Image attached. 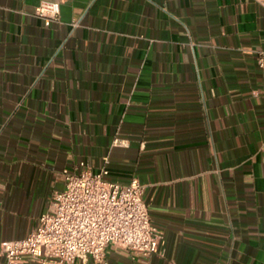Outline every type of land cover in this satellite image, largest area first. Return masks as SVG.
Returning a JSON list of instances; mask_svg holds the SVG:
<instances>
[{
  "label": "crops",
  "instance_id": "1",
  "mask_svg": "<svg viewBox=\"0 0 264 264\" xmlns=\"http://www.w3.org/2000/svg\"><path fill=\"white\" fill-rule=\"evenodd\" d=\"M44 1L0 0V264L82 160L137 178L163 234V254L109 244L106 264H264V8L58 0L44 26Z\"/></svg>",
  "mask_w": 264,
  "mask_h": 264
},
{
  "label": "built area",
  "instance_id": "2",
  "mask_svg": "<svg viewBox=\"0 0 264 264\" xmlns=\"http://www.w3.org/2000/svg\"><path fill=\"white\" fill-rule=\"evenodd\" d=\"M253 1L264 8V0ZM59 13L58 0L41 2L35 11L44 26L56 22ZM256 63L264 68V51ZM62 172L64 186L53 192L36 228L26 237L2 242L3 264H20L23 256L51 264H106L109 244L146 260L164 253L163 234L150 219L137 178L120 183L109 178L105 166L94 172L84 160Z\"/></svg>",
  "mask_w": 264,
  "mask_h": 264
}]
</instances>
